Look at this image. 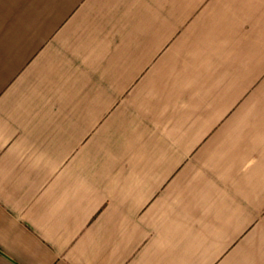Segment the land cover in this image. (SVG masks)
I'll return each mask as SVG.
<instances>
[{"label":"crops","instance_id":"obj_1","mask_svg":"<svg viewBox=\"0 0 264 264\" xmlns=\"http://www.w3.org/2000/svg\"><path fill=\"white\" fill-rule=\"evenodd\" d=\"M0 264H264V0H0Z\"/></svg>","mask_w":264,"mask_h":264}]
</instances>
